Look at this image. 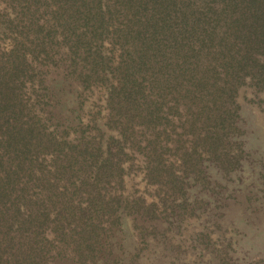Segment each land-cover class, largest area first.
Returning a JSON list of instances; mask_svg holds the SVG:
<instances>
[{
  "label": "trees",
  "instance_id": "1",
  "mask_svg": "<svg viewBox=\"0 0 264 264\" xmlns=\"http://www.w3.org/2000/svg\"><path fill=\"white\" fill-rule=\"evenodd\" d=\"M260 86L264 0H0V264L141 261L121 216L185 222Z\"/></svg>",
  "mask_w": 264,
  "mask_h": 264
},
{
  "label": "rangeland",
  "instance_id": "2",
  "mask_svg": "<svg viewBox=\"0 0 264 264\" xmlns=\"http://www.w3.org/2000/svg\"><path fill=\"white\" fill-rule=\"evenodd\" d=\"M242 94L239 166L228 174L209 166L208 180L193 187L200 197L189 199L193 208H186L189 217L178 227L162 220L154 229L138 218L121 216L116 235L125 237L122 245L128 249L121 256L135 260L141 255L136 264H215L216 253L226 264H264V86ZM128 184L129 190L142 191L138 177ZM160 209L162 216L167 214ZM138 227L146 241L133 237ZM112 259L105 264H113Z\"/></svg>",
  "mask_w": 264,
  "mask_h": 264
}]
</instances>
